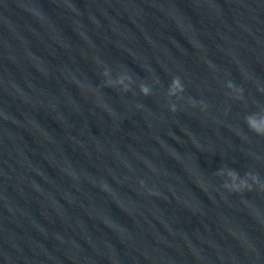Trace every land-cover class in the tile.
Here are the masks:
<instances>
[{"label": "water", "instance_id": "water-1", "mask_svg": "<svg viewBox=\"0 0 264 264\" xmlns=\"http://www.w3.org/2000/svg\"><path fill=\"white\" fill-rule=\"evenodd\" d=\"M250 113L264 0H0V264H264Z\"/></svg>", "mask_w": 264, "mask_h": 264}, {"label": "clouds", "instance_id": "clouds-1", "mask_svg": "<svg viewBox=\"0 0 264 264\" xmlns=\"http://www.w3.org/2000/svg\"><path fill=\"white\" fill-rule=\"evenodd\" d=\"M105 76L108 75V72L106 71L104 73ZM129 79H131L129 77ZM119 83H123V80H120ZM108 86H112L111 81L108 82ZM227 87L229 89L234 88V84L232 82H229ZM125 92L130 91V88L124 87L123 88ZM185 91L184 85L181 82V79L179 77H174L172 79V82L169 86V95L170 96H176L181 94ZM140 92L145 97H148L152 94L151 89L147 85H141L140 86ZM172 112H175L176 106L173 104L170 109ZM245 124L247 125V128L252 133L256 134L257 136L264 137V116H261L259 113H250L245 117ZM219 175H224V170H220L218 172ZM228 179L224 183V187L230 191V192H240L244 189H247L251 191V185L248 183V180L245 178L240 177L239 173L236 172L233 169H228L226 173ZM245 177H251V180L253 183L259 184L260 178L258 174H252V173H245ZM262 190H264V187H262Z\"/></svg>", "mask_w": 264, "mask_h": 264}]
</instances>
